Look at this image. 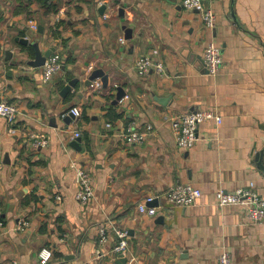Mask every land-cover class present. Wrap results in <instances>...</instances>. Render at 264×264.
Wrapping results in <instances>:
<instances>
[{"label":"crops","instance_id":"obj_1","mask_svg":"<svg viewBox=\"0 0 264 264\" xmlns=\"http://www.w3.org/2000/svg\"><path fill=\"white\" fill-rule=\"evenodd\" d=\"M211 7L210 29L181 0H0V100L20 112L13 125L0 116V264H39L43 246L53 251L50 264H126L113 251L116 228L128 235L132 264H217L223 249L232 264H264V221L215 201L217 189L250 182L264 196V0ZM211 41L223 53L217 74L203 66ZM35 44L61 56L49 82L28 64ZM142 55L165 73L139 76ZM94 70L107 84L88 82ZM119 87L124 103L114 101ZM73 106L78 119L69 117ZM199 109L221 122L207 120L194 146L181 150L169 119ZM129 127L144 133L141 142L128 141ZM29 131L47 146H31ZM76 167L92 177L88 204L75 198ZM178 182L202 190L196 204L167 201ZM142 203L156 214L141 213Z\"/></svg>","mask_w":264,"mask_h":264},{"label":"built area","instance_id":"obj_2","mask_svg":"<svg viewBox=\"0 0 264 264\" xmlns=\"http://www.w3.org/2000/svg\"><path fill=\"white\" fill-rule=\"evenodd\" d=\"M218 0H181L182 7L189 11H197L200 18L207 28H213L215 24V13L211 7L212 3ZM29 26L37 28L34 20H29ZM123 41V38L120 39ZM221 46L214 42H208L203 50V66L209 74H217L223 64ZM136 72L143 77L150 73L161 75L165 73L164 65L161 61L155 60L149 55L140 56L135 63ZM62 69L61 56L57 50H53L45 59L41 66V75L44 82H49L53 75ZM99 85V83H96ZM127 96L124 95L118 101L124 103ZM69 112L78 119L81 111L79 107L73 106ZM17 105L7 100H0V116L3 117L10 125L16 122L19 115ZM215 119L217 123L221 122V116L211 110H190L179 113L170 117L169 121L174 132L176 146L181 150H189L194 146L198 138V130L207 120ZM147 130H151L148 125ZM129 142H141L144 133L137 132L131 127L127 130ZM81 133L78 128L73 131V138L80 137ZM26 140L34 148H43L47 146V139L35 132L26 133ZM2 164V153L0 146V167ZM76 176L78 180V189L75 194L76 200L82 204H88L93 197V185L91 175L82 167H76ZM202 196V190L191 183H175L170 186L165 193L167 201L174 206L186 207L196 204ZM153 197L145 198L146 202H153ZM215 201L218 206H238L245 214L246 218L254 224H262L264 221V196L260 195L250 182L247 186H239L233 190L223 188L215 191ZM139 211L148 215L156 214V207L146 206L144 203L139 205ZM28 222L26 220L18 221V229H26ZM118 242L113 246V251L121 256H125L126 264H132L134 256L128 253V235L125 230L115 229ZM99 242L106 244L108 242L107 230L104 225L99 228ZM53 258V251L49 246H43L38 252L39 264H50ZM217 264H232V257L228 250L223 249L217 257Z\"/></svg>","mask_w":264,"mask_h":264},{"label":"water","instance_id":"obj_3","mask_svg":"<svg viewBox=\"0 0 264 264\" xmlns=\"http://www.w3.org/2000/svg\"><path fill=\"white\" fill-rule=\"evenodd\" d=\"M101 8H105V5H103ZM35 47V57L33 60H30L28 61V64L31 65L32 67H41L43 64H44V61L45 59L50 55L51 53V50L48 49L46 50L45 52H41V50L38 49V45L35 44L34 45ZM96 77H101L102 78V81L104 84H107V76H105L104 72L102 70H94L89 78H88V82H92V80ZM70 86H67V89L69 88ZM125 95V92L124 90L119 87L117 89V93H116V97H115V102H117L121 97H123ZM72 116L71 113H69V117ZM79 142H80V138L77 137V138H74L73 141H72V144L74 146H79ZM122 261L126 262V258H123Z\"/></svg>","mask_w":264,"mask_h":264}]
</instances>
